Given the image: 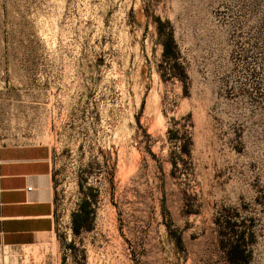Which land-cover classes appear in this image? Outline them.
Instances as JSON below:
<instances>
[{"label":"rangeland","instance_id":"374dc122","mask_svg":"<svg viewBox=\"0 0 264 264\" xmlns=\"http://www.w3.org/2000/svg\"><path fill=\"white\" fill-rule=\"evenodd\" d=\"M3 147L48 154L56 264H264V0H0Z\"/></svg>","mask_w":264,"mask_h":264},{"label":"crops","instance_id":"0c3cea01","mask_svg":"<svg viewBox=\"0 0 264 264\" xmlns=\"http://www.w3.org/2000/svg\"><path fill=\"white\" fill-rule=\"evenodd\" d=\"M56 244L55 192L47 152L0 148V264H56L58 259L44 251Z\"/></svg>","mask_w":264,"mask_h":264},{"label":"trees","instance_id":"16d2710c","mask_svg":"<svg viewBox=\"0 0 264 264\" xmlns=\"http://www.w3.org/2000/svg\"><path fill=\"white\" fill-rule=\"evenodd\" d=\"M159 36L162 39L163 46V60L167 63H177L179 60V51L174 40L172 29L167 33L163 27L158 28ZM91 200L86 197L80 206L77 213L73 215V231L75 234H79L83 229V222L89 218L92 214L91 211Z\"/></svg>","mask_w":264,"mask_h":264},{"label":"built area","instance_id":"2783aa9c","mask_svg":"<svg viewBox=\"0 0 264 264\" xmlns=\"http://www.w3.org/2000/svg\"><path fill=\"white\" fill-rule=\"evenodd\" d=\"M28 190H29V191H32V190H33V188H32V187H29V188H28Z\"/></svg>","mask_w":264,"mask_h":264}]
</instances>
